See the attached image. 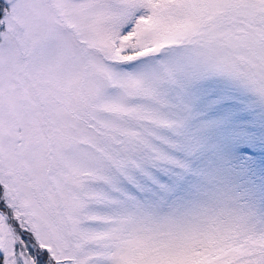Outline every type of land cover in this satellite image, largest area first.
Returning <instances> with one entry per match:
<instances>
[{
	"label": "snow or ice",
	"instance_id": "obj_1",
	"mask_svg": "<svg viewBox=\"0 0 264 264\" xmlns=\"http://www.w3.org/2000/svg\"><path fill=\"white\" fill-rule=\"evenodd\" d=\"M0 264H264V0H0Z\"/></svg>",
	"mask_w": 264,
	"mask_h": 264
}]
</instances>
